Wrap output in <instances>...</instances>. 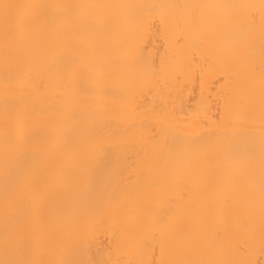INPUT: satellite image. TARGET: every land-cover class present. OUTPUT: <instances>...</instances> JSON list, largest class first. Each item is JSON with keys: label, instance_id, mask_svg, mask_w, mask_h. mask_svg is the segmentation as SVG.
I'll return each instance as SVG.
<instances>
[{"label": "bare ground", "instance_id": "1", "mask_svg": "<svg viewBox=\"0 0 264 264\" xmlns=\"http://www.w3.org/2000/svg\"><path fill=\"white\" fill-rule=\"evenodd\" d=\"M0 264H264V0H0Z\"/></svg>", "mask_w": 264, "mask_h": 264}]
</instances>
